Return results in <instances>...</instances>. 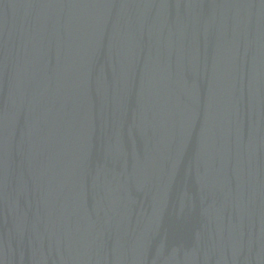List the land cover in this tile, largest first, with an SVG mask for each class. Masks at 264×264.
<instances>
[{"label": "water", "instance_id": "water-1", "mask_svg": "<svg viewBox=\"0 0 264 264\" xmlns=\"http://www.w3.org/2000/svg\"><path fill=\"white\" fill-rule=\"evenodd\" d=\"M0 264H264V0H0Z\"/></svg>", "mask_w": 264, "mask_h": 264}]
</instances>
